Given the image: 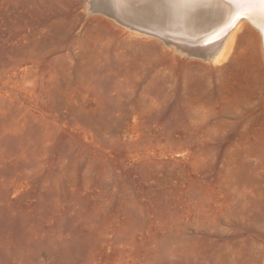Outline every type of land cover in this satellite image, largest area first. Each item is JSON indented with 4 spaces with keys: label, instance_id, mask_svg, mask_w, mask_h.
Segmentation results:
<instances>
[{
    "label": "rangeland",
    "instance_id": "374dc122",
    "mask_svg": "<svg viewBox=\"0 0 264 264\" xmlns=\"http://www.w3.org/2000/svg\"><path fill=\"white\" fill-rule=\"evenodd\" d=\"M89 7L0 0V264H264L256 31L207 61Z\"/></svg>",
    "mask_w": 264,
    "mask_h": 264
},
{
    "label": "bare ground",
    "instance_id": "6f19581e",
    "mask_svg": "<svg viewBox=\"0 0 264 264\" xmlns=\"http://www.w3.org/2000/svg\"><path fill=\"white\" fill-rule=\"evenodd\" d=\"M89 11L103 14L137 35L157 38L179 53L207 61L221 57L240 26L248 24L257 33L264 64V13L259 6L241 19H236L230 0H90ZM195 232L204 238L210 235L199 227ZM189 241L185 240L186 247ZM179 246L176 235V253Z\"/></svg>",
    "mask_w": 264,
    "mask_h": 264
},
{
    "label": "snow or ice",
    "instance_id": "6c2138e0",
    "mask_svg": "<svg viewBox=\"0 0 264 264\" xmlns=\"http://www.w3.org/2000/svg\"><path fill=\"white\" fill-rule=\"evenodd\" d=\"M186 2H192V0H186ZM230 4L234 6L236 19L247 18L255 6H259L264 13V0H230Z\"/></svg>",
    "mask_w": 264,
    "mask_h": 264
}]
</instances>
